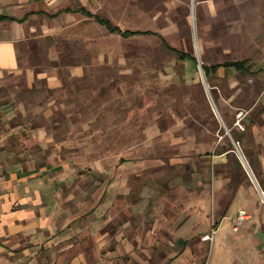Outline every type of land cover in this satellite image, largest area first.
Instances as JSON below:
<instances>
[{
  "label": "crops",
  "instance_id": "0c3cea01",
  "mask_svg": "<svg viewBox=\"0 0 264 264\" xmlns=\"http://www.w3.org/2000/svg\"><path fill=\"white\" fill-rule=\"evenodd\" d=\"M115 37L199 61L221 118L153 126L146 162L75 130L64 71ZM0 264H264V0H0Z\"/></svg>",
  "mask_w": 264,
  "mask_h": 264
},
{
  "label": "rangeland",
  "instance_id": "374dc122",
  "mask_svg": "<svg viewBox=\"0 0 264 264\" xmlns=\"http://www.w3.org/2000/svg\"><path fill=\"white\" fill-rule=\"evenodd\" d=\"M108 50L113 57L100 65L89 64L79 80L70 79L64 71V83L72 86V91L65 92L61 100L64 106L58 109L60 118L78 121L77 131L100 129L99 139L98 135L93 139L95 145L106 141L109 148L117 141L123 148L137 147V160L146 162L148 156L171 153L162 139L155 143L160 148L158 154L146 152V133L153 126L156 131L170 129L173 118H187L186 126L193 129L195 118H221L199 61L194 64V72L186 75L185 62L167 52L159 41L147 38L137 42L110 39ZM240 113L237 110L234 118ZM230 131L226 130L225 136H230ZM235 145L238 147V143ZM94 154L91 157H96Z\"/></svg>",
  "mask_w": 264,
  "mask_h": 264
},
{
  "label": "trees",
  "instance_id": "16d2710c",
  "mask_svg": "<svg viewBox=\"0 0 264 264\" xmlns=\"http://www.w3.org/2000/svg\"><path fill=\"white\" fill-rule=\"evenodd\" d=\"M101 24H103L104 26H106V28L108 29V31L110 33H117L120 34L122 37L124 38H129L131 35L137 34V32H131V31H122L119 28H116L114 26H112L108 21H101ZM167 46V45H166ZM165 46V47H166ZM195 61V60H194ZM204 69V71H207L206 68L203 66L202 67Z\"/></svg>",
  "mask_w": 264,
  "mask_h": 264
},
{
  "label": "built area",
  "instance_id": "2783aa9c",
  "mask_svg": "<svg viewBox=\"0 0 264 264\" xmlns=\"http://www.w3.org/2000/svg\"><path fill=\"white\" fill-rule=\"evenodd\" d=\"M243 116V113H240V115L238 116L239 118H238V121L236 122V125H237V127L240 129V130H244V127H243V125L240 123V118ZM229 132V131H228ZM243 217H244V215L243 214H241L240 215V217H239V220H243ZM214 236H216V230H212L211 232H210V234H207V235H205V236H203L202 237V239L204 240V241H212L213 240V238H214Z\"/></svg>",
  "mask_w": 264,
  "mask_h": 264
}]
</instances>
